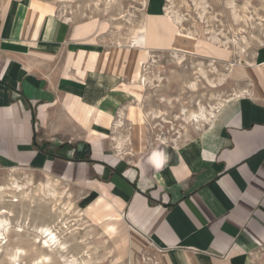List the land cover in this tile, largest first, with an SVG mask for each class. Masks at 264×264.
<instances>
[{
    "label": "crops",
    "instance_id": "1",
    "mask_svg": "<svg viewBox=\"0 0 264 264\" xmlns=\"http://www.w3.org/2000/svg\"><path fill=\"white\" fill-rule=\"evenodd\" d=\"M166 16L147 13L145 47L115 48L46 1L0 0V162L72 185L128 258L252 264L264 245V41L238 73L245 86L203 125L157 139L141 104L148 47L189 50Z\"/></svg>",
    "mask_w": 264,
    "mask_h": 264
},
{
    "label": "rangeland",
    "instance_id": "2",
    "mask_svg": "<svg viewBox=\"0 0 264 264\" xmlns=\"http://www.w3.org/2000/svg\"><path fill=\"white\" fill-rule=\"evenodd\" d=\"M42 1L50 3L57 15L70 24L86 26L92 32L93 41L103 46L135 48L133 39L142 25L148 23L147 13L155 11L160 14L161 24L167 14L182 38L189 39V50L148 47V58L146 54L147 60L141 67V75L146 78L141 104L145 118L157 117V125L150 127L157 139L165 134L188 137L203 125L218 102L245 86L238 73L264 41V0ZM166 7L180 19L175 21ZM200 68L205 77L200 76ZM199 106L204 107L205 119L195 122L184 118ZM12 168L0 162V195L3 198L0 208L8 212L5 216L10 222L11 244L26 250L21 264H32V259L42 254L31 238L40 227L51 226L60 241L67 244L69 255L80 258L85 252L90 254L86 258L87 264H156L148 252L128 258L114 240L103 236L87 220L77 201L78 191L72 185L61 181L55 183L37 170L14 167L12 173ZM48 178L54 183L49 194L44 189L48 195L44 199L38 185ZM28 180L33 182L31 186L25 185ZM52 190L63 193L61 200L58 196L49 197ZM22 191H31L33 198L23 200ZM64 206H68V213L61 214L60 209ZM4 261L3 255L0 256V262ZM53 262H59L58 256L54 255ZM252 264H264V245L254 251Z\"/></svg>",
    "mask_w": 264,
    "mask_h": 264
},
{
    "label": "bare ground",
    "instance_id": "3",
    "mask_svg": "<svg viewBox=\"0 0 264 264\" xmlns=\"http://www.w3.org/2000/svg\"><path fill=\"white\" fill-rule=\"evenodd\" d=\"M166 11L168 14H170V13L173 14L175 21H178L180 19V17L178 15L177 16L175 15L173 10L170 11L169 7H166ZM145 32H146L145 26L142 25V27L140 28L139 34L133 39L135 46L140 47V46L145 45ZM211 37L213 39H217V37L215 35H211ZM232 41L236 43L235 40H232ZM199 74H200V76L205 77V72L201 68L199 69ZM139 77H140L139 79H141V81L143 82L142 84L144 85L146 82V78L144 76H141V75ZM209 83L212 86H214V83H211V82H209ZM224 101L225 100H221L220 102H218V105H220ZM215 108L216 107H214V109ZM213 111L214 110L209 111L208 114L211 115V113ZM182 112H183V114H185L184 109L182 110ZM205 114L206 113H205L204 107L199 106L198 109L189 111V113L186 114L184 118L186 120L198 122V121L205 119L207 117ZM14 170H15V168L13 167L12 173L14 172ZM51 181L52 180L48 178L46 182H40L38 185V191L42 193L41 196L44 199H45V197L48 196L46 193L49 194V192L52 189L51 185L54 182H51ZM53 181H55V183H56L58 180L53 179ZM32 184H33V182L30 180L25 181L26 186H29V185L31 186ZM45 188L47 190L46 193L44 192ZM52 191H53V194L50 193L51 196H49V197H57L58 196L61 200V196L63 195V193L62 192H55L54 190H52ZM31 197L33 198L31 191L26 192V193L25 192L22 193V198L25 201H27V199H28V201H30ZM2 200H3V198L0 195V201H2ZM55 201L57 202L58 200L55 199ZM67 209H68V206L67 207L64 206V208L60 209L61 214H65L67 212ZM6 214H8L7 210L5 208H0V256L3 255L4 259H6V261L0 262V264H21L22 256L26 254V250L20 246H17L15 244H11V238H10V234H11L10 228L11 227H10V222L8 221V218L5 216ZM62 220H63V218H62ZM51 227H40L38 230H36V233L33 234L32 238H31L32 243L38 244L37 245L38 249L41 251L42 254H40V256H38L37 258L32 259L31 263L32 264H55L53 262V258L55 255V256H58L59 262L57 264H85L86 260H87L86 258H89L90 254L88 252H85V253L83 252L85 257L79 256L80 258H77L73 255H69V250L67 248V244L65 243V241L64 242L60 241L61 239L59 238L58 233L54 229H52ZM69 230H70V228H69ZM67 233H69V232H67Z\"/></svg>",
    "mask_w": 264,
    "mask_h": 264
}]
</instances>
